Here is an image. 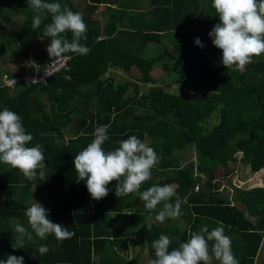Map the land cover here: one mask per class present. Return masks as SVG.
I'll return each instance as SVG.
<instances>
[{"label":"trees","instance_id":"16d2710c","mask_svg":"<svg viewBox=\"0 0 264 264\" xmlns=\"http://www.w3.org/2000/svg\"><path fill=\"white\" fill-rule=\"evenodd\" d=\"M142 1L145 9L139 7ZM46 2L83 14L87 33L80 43L89 52L66 54L69 70L45 82L0 89V111L7 108L21 117L26 132L33 136L28 146H42L46 165L43 179L29 181L18 170L0 164V233L4 237L0 260L9 255L23 256L24 264L36 257L40 260V253L29 245L32 242L24 247L30 252L12 249L15 241L9 223L13 219L26 223L27 199L41 196L48 200L43 206L49 219L75 233L62 243L53 236L41 240L47 247L55 244L63 257L54 263L43 258V264H139L136 257L114 252L113 246L126 242L127 234L111 235L106 223L111 215L130 209L156 215L163 205L149 212L136 194L118 199L115 181L108 185L107 197L95 201L85 181L76 180L75 155L92 142L97 126L110 125L105 151L134 135L144 143L148 140L147 145L160 153L158 169L141 191L170 184L175 186V196L169 202L181 201L179 228L174 219H166L167 227L144 223L138 228L137 234L145 238L137 244L146 246L150 260L155 258L151 242L161 234L170 238L171 251L186 242L190 233L205 227L211 231L222 224L239 264H264L257 261L264 238V187H233L229 199L220 193L221 184L215 179V168H222L226 179L228 164L238 160L252 173L264 168V54L243 71L222 66V53L208 35L219 22L212 0H82L79 6L72 0ZM101 6L103 23L93 18ZM36 15L26 0H0V20L9 24L8 30L0 31V54L32 61L19 66L21 74L33 73L35 66L51 60L46 52L50 40L43 36L51 15H41L40 27L33 30ZM9 16H24V21L9 22ZM66 38L71 40V34ZM197 38L203 48L195 44ZM150 43L161 45L160 52L144 58ZM163 60L171 63L169 84L182 93L155 85L150 72ZM133 67L140 71L141 83L152 84L147 91L142 92L136 83H116L111 70L128 74ZM5 72L0 77L15 76ZM131 86L132 96L128 95ZM214 113L218 123L209 129L204 122ZM190 145L195 148L196 165H182L176 154Z\"/></svg>","mask_w":264,"mask_h":264},{"label":"clouds","instance_id":"9594fccd","mask_svg":"<svg viewBox=\"0 0 264 264\" xmlns=\"http://www.w3.org/2000/svg\"><path fill=\"white\" fill-rule=\"evenodd\" d=\"M26 2L28 8L37 13L33 30L40 27L41 15H51V22L44 26L43 36L50 40L46 52L52 61L67 59L68 53L86 55L89 52L80 43L86 39L87 33L82 13L46 0ZM211 7L219 22L208 35L214 47L222 53V66L231 71H243L254 58L264 54V0H212ZM68 33L71 40L66 38ZM195 44L201 48L204 46L199 38ZM109 127L97 126L92 133V142L75 155L73 165L77 182L85 181L92 200L100 201L109 194L108 185L115 181L118 199L136 194L144 202L146 211H155L163 205L155 215V221L163 223L166 219H177L181 215V201L169 202L175 196L172 185L157 184L141 191L142 185L152 179V169L159 162L155 150L133 135L121 141L116 149L105 151L103 145L108 140ZM32 140L33 136L26 132L16 112L7 108L0 111V164L18 170L29 181L43 179L46 167L42 146H28ZM25 216L27 225L16 224L14 228L17 234L11 245L14 251L23 249L25 240L32 242L33 234L40 240L53 236L57 243L75 236L73 231L49 219L48 210L35 200L26 209ZM231 243L222 224L211 231L205 227L200 232L190 233L186 242L171 251L170 238L161 234L151 242L155 258L149 264H239ZM38 251L44 254L48 248L42 245ZM0 264H24V257L9 255L6 260H0Z\"/></svg>","mask_w":264,"mask_h":264},{"label":"rangeland","instance_id":"374dc122","mask_svg":"<svg viewBox=\"0 0 264 264\" xmlns=\"http://www.w3.org/2000/svg\"><path fill=\"white\" fill-rule=\"evenodd\" d=\"M146 1V0H145ZM73 4L75 6H79L81 4L80 0H72ZM139 7L141 9H145V4L142 1L141 4L139 5ZM104 11V7L101 6L99 7V12L97 14L94 15L93 18H95V20H101V23L104 22L105 18L101 17V13ZM14 21L15 23H21L24 21V16H16V17H12L9 16V22ZM7 21H4V19L0 20V31L1 32H5L6 30H8V26L9 24L6 23ZM13 41V40H12ZM39 41L36 42V45H38ZM35 45V47L33 48L35 50V48H37ZM40 46V45H38ZM44 46L41 45V47ZM11 48L15 49V45H13ZM32 49V50H33ZM161 49V45H155L153 43H150L147 45V47L145 48V51L143 53V57L144 58H150L154 55L157 54V52H160ZM30 60L22 58L18 55H10V56H6L5 54H0V73H2V71H6L9 72L11 74H14L15 76L18 74H21L22 70L20 69V65L21 64H26L27 66L30 65ZM159 65H155L153 67V69L150 72V76L153 79L155 85H162L164 87H166V89L169 92H173V93H182V91L179 90V88L173 84L170 83V77H169V72L171 69V63L168 60H163V62L158 63ZM112 74L114 75V78L116 80V83H120V82H131V83H136L137 85H139V89L141 87V91H147L152 84L151 83H141L140 78H141V73L140 71L136 68L133 67L131 69V71L128 74H124L122 73V71L120 70H111ZM5 72V73H6ZM3 75H1L0 79L2 78ZM166 85H170L169 87H167ZM128 95L132 96L133 95V86L129 87L128 90ZM218 123V118H217V114L214 113L209 119H207L204 124L206 127H209V129L212 128L213 125ZM66 136H68V134L66 133ZM146 143H148V140H146ZM238 158L240 157V155H237ZM176 157H178L179 162L184 165L185 163L188 162H192L196 165V152H195V148L194 146L190 145L187 146L179 155V153L176 154ZM229 166L227 167L226 170L231 171L232 168L234 167L235 170H237V174L240 175L237 179V181L235 182V184L239 187H244L246 189L247 186H252V187H256L257 184H251L249 181L247 182V180L252 179V175H254V173H252L250 170H247L249 168H246V166H244V164L238 160L235 163H229ZM234 172V170H232ZM224 171L222 168L217 167L215 168V179L216 182L221 184V194H225L227 196V198L232 199L231 198V187H229L227 181L229 180L227 178L226 175V179H224L223 174ZM251 176V177H250ZM239 181H243V182H239ZM246 182V183H245ZM245 183V184H243ZM248 184V185H247ZM261 185V184H260ZM233 188V186H232ZM243 188V189H244ZM263 250V247H262ZM145 256V255H144ZM147 259V258H146ZM140 264H148L147 260L144 262V259L141 261Z\"/></svg>","mask_w":264,"mask_h":264},{"label":"crops","instance_id":"0c3cea01","mask_svg":"<svg viewBox=\"0 0 264 264\" xmlns=\"http://www.w3.org/2000/svg\"><path fill=\"white\" fill-rule=\"evenodd\" d=\"M82 1V0H80ZM32 63V61L30 62V64ZM44 64V63H43ZM41 66V65H39ZM39 66H35L36 68ZM35 68V69H36ZM147 144V143H146ZM158 157L160 156L159 152H156ZM241 157V154H239ZM160 158V157H159ZM160 162L157 163V165L152 169V176H153V171L158 169V165ZM229 166V165H228ZM245 166V165H244ZM248 168V167H246ZM234 170V172L232 171ZM231 171L228 172L227 178L229 179L227 181L229 187H231L232 190L231 191V198L233 195V187L236 188H240L243 189L242 187H239L235 184V182L237 181L238 177L240 175L237 174V170H235V168L233 167ZM249 170V169H247ZM228 171V170H227ZM251 177V176H250ZM250 182L251 184H257L256 187H264V168L261 169L259 172L254 173V175H252V179H248L247 182ZM239 182H243V181H239ZM246 183V182H245ZM243 183V184H245ZM261 184V185H260ZM248 185V184H247ZM175 188V186H173ZM256 187H252V186H247L246 189H252V188H256ZM245 189V188H244ZM33 190V189H32ZM22 200H24V196H22ZM34 200L36 202H39L40 204H46L48 202V200H46L45 198L41 197V196H35V197H29L26 201L27 204L31 205ZM139 212V211H138ZM135 209L132 210H128L125 213H119V214H113L111 215V218L109 219V221H107L106 223V231L109 232L111 235L113 236H120L121 234H127V240L124 243H119L118 246H113V250L116 253H120L121 255H124L125 257H127L128 259L131 258H138L139 259V264L141 263V261L144 259V262L147 260L148 264L150 261V257L147 251L146 246H140L137 243L142 240L143 238H145L142 234H137V230L138 228H140L144 223L145 224H155V225H163L164 227H167L169 225V220H165L163 223H159L157 221H155V215L153 214H143L142 212L138 213ZM0 216H3L2 214ZM173 221V220H172ZM175 221V222H174ZM174 221L172 223L175 224V226L177 228H179V220L178 219H174ZM171 223V222H170ZM10 226L12 227V236L15 237L17 234L14 232V228L16 224H22V225H27V222L24 223L23 221H21L20 219H13L10 221ZM171 225V224H170ZM0 228H1V224H0ZM139 236V238H138ZM3 236L0 233V246H2V240H3ZM40 239L35 237V234H33V241L32 243H29V245H32L34 247L35 250L39 249L40 246H42V244H40ZM27 242L25 243V246L27 245ZM145 243V241H144ZM263 247V250H262ZM48 251L44 254H40V260L38 257H36L33 262L31 264H43L45 263V261L43 260H50V263H54L57 259L59 258H63L62 257V253H61V249H57V246L55 244H52L51 246H48ZM104 248V246L102 247V249ZM23 250H26L27 252H30L31 249L28 248H24ZM39 252V251H38ZM145 255V256H144ZM6 256V254L4 255ZM147 258V259H146ZM7 259V258H6ZM3 259V260H6ZM95 259H97V256H95ZM264 260V238H263V242L262 245L259 249L258 255H257V261H263Z\"/></svg>","mask_w":264,"mask_h":264},{"label":"built area","instance_id":"2783aa9c","mask_svg":"<svg viewBox=\"0 0 264 264\" xmlns=\"http://www.w3.org/2000/svg\"><path fill=\"white\" fill-rule=\"evenodd\" d=\"M64 60H50L41 66L37 67L33 73H23L13 77L3 75L0 79V89L8 88L14 89L20 83L23 84H35L38 82H45L54 74H58L61 71H67L69 69L70 56Z\"/></svg>","mask_w":264,"mask_h":264}]
</instances>
